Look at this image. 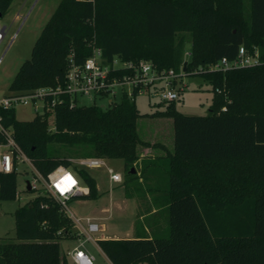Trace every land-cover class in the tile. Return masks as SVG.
Returning <instances> with one entry per match:
<instances>
[{"label": "trees", "instance_id": "obj_1", "mask_svg": "<svg viewBox=\"0 0 264 264\" xmlns=\"http://www.w3.org/2000/svg\"><path fill=\"white\" fill-rule=\"evenodd\" d=\"M13 1L0 0L2 17ZM188 43L185 73L197 69L212 86L211 111L186 115L174 100L154 112L173 119L174 151L141 170L167 175L158 187L167 200L156 201L165 203L169 228L100 239L112 264H264V0H250L249 9L245 0H60L9 85L22 92L62 83L70 56L83 63L94 47L109 62L143 59L180 73ZM242 46L259 50L261 63L201 70L234 59ZM0 116L44 176L74 158L101 157L122 159L129 181L138 177V146L158 147L140 138L141 113L127 96L105 109L57 104L29 121L17 119L15 108L0 107ZM80 174L90 188L84 198H99L96 179ZM18 194L17 172L0 171V201ZM15 220V240L0 242V264H70L59 240L76 235L52 197L20 205Z\"/></svg>", "mask_w": 264, "mask_h": 264}, {"label": "rangeland", "instance_id": "obj_2", "mask_svg": "<svg viewBox=\"0 0 264 264\" xmlns=\"http://www.w3.org/2000/svg\"><path fill=\"white\" fill-rule=\"evenodd\" d=\"M59 2L60 0H28L23 6L24 0H14L8 13L0 17V29L7 28L6 38L0 45V56L4 54L3 62L0 64V99L11 93L10 83L22 63L31 58L34 44ZM249 7L250 0H245V8L249 9ZM15 33L16 36L13 39ZM190 48L191 43H188L184 55L185 61H188L189 56L186 53L190 52ZM198 72L195 69L189 74H181L176 85L179 92V98L176 99L177 109L186 115H208L211 111L213 88L197 74ZM135 101L141 113L138 119L140 138L152 145L158 144V147L154 148L162 146L161 143L168 146L172 145L174 136L172 118L153 116L154 112L164 108L160 105L162 102L160 96L145 93L137 95ZM79 105H97L104 109L108 107L105 99L94 101L89 97L79 98ZM222 110L225 111L226 107H222ZM15 112L17 119L22 121L32 120L37 114L32 106L27 105H17ZM74 159L69 169L78 175L81 180L80 168ZM110 160H112L109 162L110 165L124 175V161L122 159ZM157 163L164 165L163 161ZM137 167L139 171L137 178L129 181L123 180L122 183L115 184L110 183L104 168L82 169L96 179L100 196L94 200L84 197L80 198L79 201L72 200L69 205L78 215L93 217L99 215L97 219L103 224L104 228V231L98 234L101 239L131 238L134 234H137L136 230L145 232V226H148L146 224L156 220L162 222L163 214L167 222V212L141 218L153 207L158 206L156 200H159V198L157 196L162 192L158 189L159 183L162 180V184L166 185L167 175L164 172H157L154 174L148 173L146 176L138 163ZM163 169L164 166H162V171H164ZM16 172L18 198L12 201H0V242L15 240V211L20 205L34 198L33 192L27 190L26 183L33 175L31 166L22 163ZM81 184H83L82 180ZM166 224L168 226V222ZM59 242L62 255H66L70 260V264H73L67 253L78 241L76 238H70L59 240ZM85 246L95 257V264H112L98 245L87 242Z\"/></svg>", "mask_w": 264, "mask_h": 264}, {"label": "built area", "instance_id": "obj_3", "mask_svg": "<svg viewBox=\"0 0 264 264\" xmlns=\"http://www.w3.org/2000/svg\"><path fill=\"white\" fill-rule=\"evenodd\" d=\"M6 34L7 28H1L0 45L5 40ZM15 36L16 33L13 39ZM3 58L4 54L0 56V64ZM260 63L259 50L256 49L254 53H251L242 46L234 59L223 57L216 63L202 67L201 70L226 71ZM183 73L185 71L182 67L181 72L177 73L174 69H158L151 61L143 59L126 61L115 56L109 62L104 59L102 49L94 47L83 63L75 62L72 55L70 56L69 68L62 83L22 92H11L0 99V107L9 109L17 105H27L32 106L36 113L40 114L57 104L79 105V98L82 97H89L94 101L105 99L108 105H111L124 96L135 99L137 95L145 93L158 95L162 101H174L179 98L176 85ZM0 133L2 136L0 138V171L12 173L17 171L22 163L31 166L33 175L29 180V191L33 192L34 197L37 195L52 197L72 223V231L78 243L68 251L67 255L73 264H95V257L87 250L85 244L92 242L99 246L98 241L101 238L98 234L104 231L103 224L93 216L78 215L69 205L70 201H79L90 193V188L84 184L80 172L83 184L78 175L65 166H59L44 176L17 143L13 129L3 125L1 116ZM74 160L80 170L104 168L111 184L122 183L124 180L123 174L111 166L106 158L88 157Z\"/></svg>", "mask_w": 264, "mask_h": 264}, {"label": "crops", "instance_id": "obj_4", "mask_svg": "<svg viewBox=\"0 0 264 264\" xmlns=\"http://www.w3.org/2000/svg\"><path fill=\"white\" fill-rule=\"evenodd\" d=\"M27 1L28 0H24L23 6L27 3ZM19 13H18V15H19ZM25 19H26V16H25ZM172 121H173V119H172ZM173 129H174V127H173ZM142 140H144V139H142ZM161 145L162 146H160L159 148H154V147H151V146L150 147L149 146H143V145H140L138 147V155H139L138 165H139L140 168L143 166L145 161L155 160V159H158V158H159V160H163L164 157L168 153H172L174 151V136L172 138V145L168 146L165 143H161ZM107 160H108V163L110 161H112L110 159H107ZM157 197L159 198V200H167V196L164 194V192H161L160 194H158ZM165 207H166L165 203H163L162 205L157 206V207L155 206V207H153V209L151 211H149L145 215L141 216V218L148 217V215L149 216L150 215H156L157 213H161V212L165 213ZM94 216H95V218H99V215H94ZM162 219H163L162 222L156 220V221H152L149 224H146L148 226H145L144 230L147 233H149V235H152L154 233L155 234H163V233H165L167 231V229H168V226L166 224L167 222L165 220V215L164 214L162 215ZM136 232H137V230H136ZM141 232H143V231H141ZM134 236H135V234H134Z\"/></svg>", "mask_w": 264, "mask_h": 264}, {"label": "water", "instance_id": "obj_5", "mask_svg": "<svg viewBox=\"0 0 264 264\" xmlns=\"http://www.w3.org/2000/svg\"><path fill=\"white\" fill-rule=\"evenodd\" d=\"M0 17H2V13H0ZM187 63H188V61H185L184 62V65H183V71H186V67H187ZM133 172H135V170H133ZM27 190H30V182H29V180H27Z\"/></svg>", "mask_w": 264, "mask_h": 264}]
</instances>
